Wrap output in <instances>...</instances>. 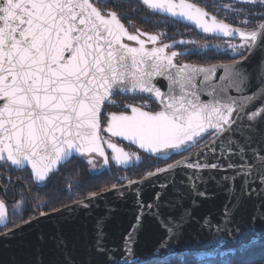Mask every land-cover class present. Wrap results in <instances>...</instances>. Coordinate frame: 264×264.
<instances>
[{"label": "snow or ice", "instance_id": "obj_1", "mask_svg": "<svg viewBox=\"0 0 264 264\" xmlns=\"http://www.w3.org/2000/svg\"><path fill=\"white\" fill-rule=\"evenodd\" d=\"M141 2L147 9L191 22L204 34H238L244 43L238 51L236 45L229 47L239 59L211 67L177 65L173 62L177 52L165 53L174 45L146 48L141 39L145 34L129 33L117 12L105 8L107 0H0V162L29 167L34 181L41 183L73 154H98L107 167L105 144L118 165H127L133 154L103 140L102 130L158 158L179 155L206 134L211 137L201 152L148 174H167L153 183L159 191L148 203L141 198V182L129 181L126 188L136 197L133 224L118 247L108 246L105 227L117 209L106 205L105 214L95 220L88 249L105 259L93 260L89 254L81 264H185L187 253L177 249L186 233L197 240L204 232L232 239L240 230L237 217L248 211L253 200L259 203L251 204V222L264 221V22L245 31L216 16L209 19L206 11L188 0ZM246 2L264 5V0ZM258 19L264 21V14ZM147 39L155 45L158 37ZM254 56L255 62L249 63ZM218 69L222 75L217 76ZM157 78L165 84L159 86ZM117 92L146 96L159 110H145L147 101L128 104L130 114H106L102 129L103 108L106 102L114 103L111 97ZM87 163L96 170L93 159ZM217 172L224 175L217 177ZM134 183L138 186L133 189ZM209 183L226 196L215 223L208 216L196 220L192 209L184 206L189 194L192 208L198 206L196 197L211 199ZM169 187L171 195L166 196ZM113 189L124 197V190L115 185ZM95 198V193L90 195V201ZM76 203L84 209L92 206ZM45 215L40 211L32 219ZM0 225L7 229L4 236L12 235L4 199H0ZM145 228H155L160 235L151 254L141 257L135 246ZM56 240L67 248L63 236ZM212 255L208 252L197 259ZM64 264H76L66 251ZM239 264H264V255L242 258Z\"/></svg>", "mask_w": 264, "mask_h": 264}, {"label": "flooded vegetation", "instance_id": "obj_2", "mask_svg": "<svg viewBox=\"0 0 264 264\" xmlns=\"http://www.w3.org/2000/svg\"><path fill=\"white\" fill-rule=\"evenodd\" d=\"M188 2L194 3L206 11L209 19L211 16H216L217 20L245 31L256 29L262 22L258 16L264 14V5L247 3L246 0H188ZM104 6L107 10L117 12L129 33L145 34L141 35V39H144L150 48L161 47L164 44L174 45L165 49V53L177 52V56L173 59L179 65L185 63L216 65L231 63L234 58L239 59L229 45H236V51H238L239 46L244 43L243 41L204 34L194 24L182 22L183 18H173L167 13L147 9L141 0H107ZM249 11H251V15H247ZM148 35L158 37L155 45L148 41ZM182 40L195 43L181 45L179 42ZM125 42L133 45L132 42L126 40ZM205 45L212 47L205 49ZM192 49H196V51H191ZM185 52L190 54H181ZM111 100L114 103H106L102 111V129L107 123L106 114L121 111L129 113L130 109L125 107L128 104H142L147 101L149 108L145 110H159L157 103L148 101V98L141 96L129 97L118 94ZM101 137L103 140L110 139L118 147L133 154V159L127 165H118L111 158L112 152L105 144V153L109 157L107 167H104V158L100 156L72 157L56 173L51 174L45 182L41 183L34 181L28 169L17 171L0 163V199H4L6 203L8 228H13L14 225L17 226L30 219L34 213L38 214L40 211L48 213L63 207V205L81 200L93 194L94 191L104 188L106 181L111 188L113 185H123L146 173L156 171L158 167H166L168 163H174L176 160L198 151L211 138L210 136L205 137L200 143L179 155L172 154L158 158L144 154L122 141L107 136L103 130ZM135 157H139V160ZM88 159H93L96 165L95 171L87 163ZM5 231L7 229L0 226V233Z\"/></svg>", "mask_w": 264, "mask_h": 264}, {"label": "water", "instance_id": "obj_3", "mask_svg": "<svg viewBox=\"0 0 264 264\" xmlns=\"http://www.w3.org/2000/svg\"><path fill=\"white\" fill-rule=\"evenodd\" d=\"M181 21L187 24H192L191 22L185 19H182ZM209 35L217 38L242 41L238 36V34L234 35L233 37H224L223 35L220 34H215V35L209 34ZM132 43L133 45L130 46H138L135 42ZM145 46L146 48L151 49L148 43H146ZM256 58L257 57L255 56L252 57L249 60V63H254ZM173 62L177 64L174 61V59ZM231 63H225V64H231ZM195 66L211 67L214 65H195ZM222 74H223V70L218 69L217 76ZM156 83H158L159 86H163L165 84V81L163 78H157ZM118 94H122L123 96H129V97L141 96L130 92L129 93L117 92L111 98H113ZM143 97L147 98L146 96ZM105 133L107 136L111 137L109 133L107 132ZM207 136L209 135L206 134L199 141V143ZM111 138L122 141L138 149L140 152L144 153L142 150L138 148V146L132 145L128 141L123 140L122 138H118V137H111ZM197 144L198 143L194 144L192 147H194ZM192 147L188 148L186 151H188ZM203 148L204 147H202L201 149ZM201 149L186 157L193 156L201 152ZM91 156H99V155L94 153ZM150 156L157 157L155 155H150ZM72 157L80 158V157H89V156H79L77 154H73ZM159 158H163V157H159ZM0 163L2 165H8L2 162ZM64 165L65 163L60 164L58 166V170L60 167ZM11 168L17 171L26 170V169L30 171V168L27 166H24L19 169L14 167ZM57 171H55L54 173H56ZM180 171L181 170L178 169L177 173L179 174ZM148 174L149 173H146L142 177L132 180V181L141 182L139 185L141 189V198L144 200L145 203H148L154 196L155 192L159 191L158 188L152 187L153 183L158 181H163L165 175H167V174H162L160 176L149 177ZM205 175H207V173H205ZM215 175L217 177H220L224 175V173L217 172L215 173ZM128 183L129 182L123 185L116 186L117 189L124 190L125 195L123 198H119L116 195V192L113 189V187H111L99 193H95L96 194L95 200L90 201V195L86 196L81 200H78V201H83L84 203H91L92 206L89 209L78 207L76 203L78 201H75L59 209L50 211L46 213L45 216L38 217V219H32L33 216H38L37 213H34L33 216L30 218L31 223H24L25 222L24 221L23 223L11 228L13 229V232L12 235L10 236L7 237L4 236L3 235L4 232L0 233V264H64L65 251L68 254H70V256L74 259L76 264H81V262L89 254L92 256L93 260L97 258L105 259V257L102 254H97L95 253L94 250L91 253L88 252V249L91 247V242L93 239V226L95 224L96 218L99 216H103L105 214L106 205L114 206L117 209V211L112 214V218L107 222L105 227V231L108 233V236L106 238V244L112 247H118L120 245L123 234L133 224L136 214V209L134 206V201L136 197L126 188ZM239 184L240 181L237 180L236 181L237 188L239 187ZM137 186L138 185L135 183L132 185L133 189L136 188ZM224 187H227V184H225ZM208 192L213 194L212 198L201 199L200 197H196L198 206L195 208H192L191 205L192 197L189 194V198L184 201V206L186 208L192 209V214L196 220H200L201 218L208 216L211 217L213 223H215V221L220 217L221 209L225 203L226 196L224 194L223 189H218L213 183L208 184ZM167 195H171V187H169V189L167 190L166 196ZM252 203H259V201L258 200L251 201L249 204L248 211L245 212L242 217H237V219L240 221L239 223L240 230L238 234L234 235V238L229 239L227 235H224L222 238L221 237L213 238L212 236L204 232V233H200V237L197 240L193 235L186 233L185 236L180 241L177 250L186 252L187 256H195L199 254H206L208 252L214 253V252H222V251H231V250L242 249L254 245L264 244V221L258 219L253 224L250 220ZM96 205L99 206L97 207ZM69 209H71V211H69ZM30 219L26 221H29ZM193 227L195 228V225ZM58 235L63 236L64 241L67 245L66 249H64L62 246L57 245L56 238ZM159 235L160 233L155 228H145L143 231H141L138 237V243L135 246L138 255H140L141 257L149 256ZM41 236L43 237V239H40ZM116 255L119 256V253L117 252Z\"/></svg>", "mask_w": 264, "mask_h": 264}, {"label": "trees", "instance_id": "obj_4", "mask_svg": "<svg viewBox=\"0 0 264 264\" xmlns=\"http://www.w3.org/2000/svg\"><path fill=\"white\" fill-rule=\"evenodd\" d=\"M109 188H110L109 183L106 181L104 188L94 192L99 193ZM220 253H223V255H220ZM200 255H204V254H199L195 256H186L185 264H239V261L242 258L251 257L253 259H257L261 255H264V244L254 245V246L245 247L237 250H231V251L214 252L211 257L206 256V258L202 260L197 259V257Z\"/></svg>", "mask_w": 264, "mask_h": 264}]
</instances>
